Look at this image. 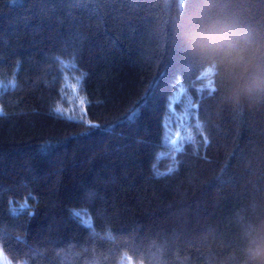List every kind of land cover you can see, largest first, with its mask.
I'll use <instances>...</instances> for the list:
<instances>
[{
    "label": "trees",
    "instance_id": "trees-1",
    "mask_svg": "<svg viewBox=\"0 0 264 264\" xmlns=\"http://www.w3.org/2000/svg\"><path fill=\"white\" fill-rule=\"evenodd\" d=\"M193 2L0 0L4 260L250 264L264 239V90L236 98L200 78L176 28ZM243 3L264 28V0ZM165 135L183 145L175 160Z\"/></svg>",
    "mask_w": 264,
    "mask_h": 264
},
{
    "label": "clouds",
    "instance_id": "clouds-1",
    "mask_svg": "<svg viewBox=\"0 0 264 264\" xmlns=\"http://www.w3.org/2000/svg\"><path fill=\"white\" fill-rule=\"evenodd\" d=\"M243 13V0H194L176 18L189 57L211 69L236 98L264 90V28L244 22ZM245 252L250 264H264V239L250 242Z\"/></svg>",
    "mask_w": 264,
    "mask_h": 264
},
{
    "label": "snow or ice",
    "instance_id": "snow-or-ice-1",
    "mask_svg": "<svg viewBox=\"0 0 264 264\" xmlns=\"http://www.w3.org/2000/svg\"><path fill=\"white\" fill-rule=\"evenodd\" d=\"M12 3H18L20 2V0H11ZM60 63L62 65L63 68H65L66 70L68 71H72L75 69V64L74 62L72 61H64V60H60ZM85 74H81V77L79 78L81 81H82V78ZM212 75V70L211 69H208L207 71H205L204 73L201 74V79H204L205 77H209ZM211 85H212V81L211 80H208L207 81V84L205 85V87L207 88H211ZM14 86V85H13ZM201 92L204 91L203 88L200 89ZM189 108L191 107H194V105L191 104V102L189 101ZM60 110L57 109V112H59ZM3 111L0 110V115H3ZM84 113L81 112V120H83L84 118ZM135 116V113H130L129 114V119H132L134 118ZM89 127L91 128H98L97 125H92V124H89ZM87 134V133H85ZM188 140V142H191L192 141V137L191 136H188L186 138ZM205 142L206 141V138H205ZM163 143L171 150V153H172V159L175 160V153H178V152H181L183 150V145L180 141L179 138H169L168 135H165L164 137V140H163ZM51 145H48L46 146L44 149H42V151H47L48 148H50ZM159 158H163V154H161ZM153 169L154 171L156 172V175L157 176H161V175H168L170 174L172 171H174V167H169L167 172H161L158 170V168L156 167V165H153ZM27 205L24 206V208H26ZM23 209H16L14 211L16 212H19V211H22ZM72 216L77 220V222L84 228H87V229H91L93 230V234L95 235V231L93 229V223H92V219H91V216L88 214L87 210L86 209H80V210H73L72 211ZM110 235V234H109Z\"/></svg>",
    "mask_w": 264,
    "mask_h": 264
},
{
    "label": "rangeland",
    "instance_id": "rangeland-1",
    "mask_svg": "<svg viewBox=\"0 0 264 264\" xmlns=\"http://www.w3.org/2000/svg\"><path fill=\"white\" fill-rule=\"evenodd\" d=\"M181 93L182 92H180L177 96H176V99L175 100H179L180 98H181ZM76 108L74 107V110H75ZM78 109H79V106H78ZM3 255V253L0 251V264H13V263H11L10 261H8V260H4V257L2 256Z\"/></svg>",
    "mask_w": 264,
    "mask_h": 264
}]
</instances>
